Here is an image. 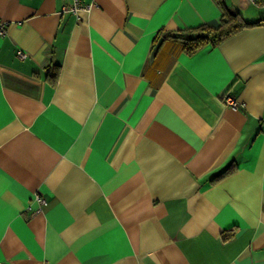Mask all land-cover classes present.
<instances>
[{
    "label": "crops",
    "instance_id": "0c3cea01",
    "mask_svg": "<svg viewBox=\"0 0 264 264\" xmlns=\"http://www.w3.org/2000/svg\"><path fill=\"white\" fill-rule=\"evenodd\" d=\"M222 1L264 18L0 0V264H264V24L193 54L162 37Z\"/></svg>",
    "mask_w": 264,
    "mask_h": 264
},
{
    "label": "trees",
    "instance_id": "16d2710c",
    "mask_svg": "<svg viewBox=\"0 0 264 264\" xmlns=\"http://www.w3.org/2000/svg\"><path fill=\"white\" fill-rule=\"evenodd\" d=\"M261 24H264V18L253 22L246 21L237 9L222 1V15L216 27L201 24L184 30L162 32V37L180 41L184 52L193 54L207 45H217L245 27Z\"/></svg>",
    "mask_w": 264,
    "mask_h": 264
},
{
    "label": "built area",
    "instance_id": "2783aa9c",
    "mask_svg": "<svg viewBox=\"0 0 264 264\" xmlns=\"http://www.w3.org/2000/svg\"><path fill=\"white\" fill-rule=\"evenodd\" d=\"M249 1L256 2L257 0H249ZM262 1H264V0H262ZM81 8L82 7L80 5L79 0H71V5L64 8V10H69V11L73 12L74 14H77L78 10H80ZM8 26H9L8 21L0 19V36L6 35ZM18 56L22 58L24 56V53L22 51H18ZM225 102L229 106H231L232 108H236L238 105V102L231 97H226ZM37 199L40 200L41 198L39 196H37Z\"/></svg>",
    "mask_w": 264,
    "mask_h": 264
}]
</instances>
